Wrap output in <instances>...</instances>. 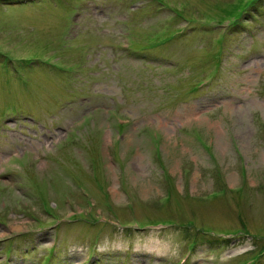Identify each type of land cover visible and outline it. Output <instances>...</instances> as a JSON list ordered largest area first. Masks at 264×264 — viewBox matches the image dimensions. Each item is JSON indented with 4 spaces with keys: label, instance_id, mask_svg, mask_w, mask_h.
Instances as JSON below:
<instances>
[{
    "label": "rangeland",
    "instance_id": "374dc122",
    "mask_svg": "<svg viewBox=\"0 0 264 264\" xmlns=\"http://www.w3.org/2000/svg\"><path fill=\"white\" fill-rule=\"evenodd\" d=\"M14 2L0 264H264V0Z\"/></svg>",
    "mask_w": 264,
    "mask_h": 264
}]
</instances>
